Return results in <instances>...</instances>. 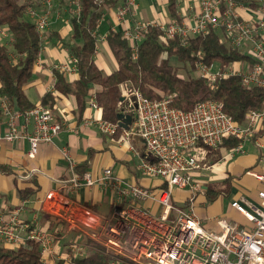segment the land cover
I'll return each mask as SVG.
<instances>
[{
  "label": "built area",
  "instance_id": "obj_1",
  "mask_svg": "<svg viewBox=\"0 0 264 264\" xmlns=\"http://www.w3.org/2000/svg\"><path fill=\"white\" fill-rule=\"evenodd\" d=\"M60 0H43L44 8L30 7L28 13L41 35L49 28L50 11ZM258 20L242 17L240 9L246 6L236 0H199L200 10L189 19L173 18L167 23L154 21L137 22L134 27L124 26L125 37L140 42L149 28L157 26L163 38H179L186 45L189 38L207 33L211 30H223L225 40L232 48H241L251 44V54L255 59L252 69L247 73L207 64L199 61L197 66L200 74L212 85L218 80L232 74L241 75L245 86L257 85L264 87V0L258 2ZM136 0H126L118 8L119 18L123 20ZM80 11L79 0H75L74 13ZM7 27H0V39L10 38ZM40 53L37 61L40 60ZM77 59L54 64V69L62 72L77 70ZM128 101L123 105L124 112L134 111L137 116L127 129V134H135L142 138L150 157L143 159L140 169L149 176L161 177L166 186L160 194L136 185L128 184L119 179L111 168H105L97 177L90 173L79 175L76 164L66 151L69 168L75 173L70 180L69 190L91 186L94 184H110L120 199L135 204L138 201L153 199L162 206V221H169L175 212L174 223L149 232L134 223L125 210H119L103 224H88L65 207L59 212L67 226V230H80L87 238L100 245L110 257L111 264H264V185L257 192L258 202H247L243 198L234 199L231 206L241 212L249 222V226H240L226 218H219L217 224L220 231L205 228L194 208L195 193L203 192L202 182L195 177V172L202 167L203 158L199 151H209L222 147L225 138L239 140L229 148L230 157L245 151L243 141L253 136L257 124L264 120V109H252L247 114L245 123H240L229 116L219 101L214 98L200 101L189 110L173 106L174 96L164 95L161 98H149L136 89H126ZM0 102L6 114L10 115L9 126L0 132V140L15 141L27 139L30 143L29 157H35L40 143H50L62 130L64 122L56 120L53 108L37 103L25 111L12 113L5 97ZM90 106L99 108L95 92L91 94ZM23 117L25 124L33 122V131L27 132L20 128L16 118ZM85 124L94 123L105 133L113 134L119 124L98 117H86ZM200 144V148L198 145ZM199 149L198 152L195 150ZM253 175L264 183V171ZM174 188H188L192 195L188 201L179 205L173 200ZM17 208L9 214L0 211V240L14 246L26 244L27 240L38 242L42 261L54 254V235L46 229H36L29 223L19 220ZM27 228L29 234L23 238L19 228ZM75 245L66 251L65 263L78 264L73 259L80 257ZM50 264V263H49ZM51 264H58L53 262Z\"/></svg>",
  "mask_w": 264,
  "mask_h": 264
},
{
  "label": "crops",
  "instance_id": "obj_2",
  "mask_svg": "<svg viewBox=\"0 0 264 264\" xmlns=\"http://www.w3.org/2000/svg\"><path fill=\"white\" fill-rule=\"evenodd\" d=\"M114 1L110 0L109 4L104 7V15L96 33L98 38L96 62L107 74L113 72L118 66L107 43V34L110 30L122 31L124 26L134 27L137 22L167 23L173 19L169 15L165 0H136L132 11L121 20L118 8L123 6L126 0ZM61 2L62 0L56 3V10L50 11L49 28L42 34L40 60L34 65L33 74L25 85V92L34 104L42 102L46 94H51L54 97L55 118L63 121L64 125L52 142L40 143L35 157L28 156L30 143L27 139L0 140V211L6 215L19 208L20 222L29 223L31 228L33 226L36 229L49 231L63 228L59 223L66 224L65 220L59 216V212L65 207L71 208L75 215L85 219L84 221L89 224L96 222L103 224L105 219L111 218L116 211L125 210L134 223L149 232H158L170 223L160 219L162 206L156 200L146 199L135 204L129 203L118 198L110 184H94L72 190L66 187L70 178L75 175L69 168L66 151L75 161L76 173L79 175L90 173L97 177L109 167L119 179L126 183L146 187L157 194L161 193L166 183L161 177L149 176L140 169L139 165L142 160L149 158L150 155L142 138L135 134H127L129 128L121 125L115 133L108 134L102 132L94 123H84L86 117L103 118L102 107L94 108L89 104L91 94L95 92L98 95V85L90 87L82 112L78 110V104L73 95H65L57 90V72L62 73L69 81L79 76L77 70L62 72L54 69V64L66 62L72 58L65 45L72 31L70 21L72 15L68 16L70 14L67 8L64 9L67 16L60 15V11L63 10H57V4ZM144 5L150 8L151 15L140 9ZM257 8L258 6L246 5L240 9V13L245 19L256 21L259 18ZM199 10V0H178V17L176 18L189 19ZM221 36L225 40L224 33ZM262 36L264 37V31ZM239 49L253 57L251 44ZM213 63L216 67L223 65L220 61ZM253 64V60L247 59L232 62L225 67L247 73L252 69ZM126 89V85H123L121 109L128 101ZM8 104L12 113L19 112L16 105L9 101ZM9 121L10 115L5 113L0 102V132L7 130ZM16 121L25 131H33V122L25 124L23 117H17ZM243 144L245 151L233 157L228 155L229 148L225 146L214 152L208 150L202 156L204 162L202 167L195 172V177L202 182L204 190L194 194L196 196L194 208L202 225L209 230L220 231V227L217 224L219 218L216 216L218 215L210 218L209 222L201 217L200 206H205L207 209L208 206L205 203L207 199L214 200L220 196L229 195L234 190L236 194L232 201L244 198L246 205L247 202H258L257 192L264 183L259 181L253 173L264 171V120L257 124L253 136L244 140ZM206 158H209L210 162L206 163ZM209 187L218 191L214 199L208 197ZM192 194L188 188H174L173 200L183 205ZM230 207L229 216L226 215L227 220L236 222L242 227L249 226L245 216L233 208L231 203ZM172 216H175V212H172ZM210 222L214 224L208 227L206 223ZM19 232L23 238L29 234V230L23 227L19 228ZM68 232L70 231L66 230V233ZM65 242L66 240L62 242L64 246L54 244L55 252L45 258V264L58 262L57 258L60 255L65 256L68 251ZM0 244L14 246L2 240Z\"/></svg>",
  "mask_w": 264,
  "mask_h": 264
},
{
  "label": "trees",
  "instance_id": "obj_3",
  "mask_svg": "<svg viewBox=\"0 0 264 264\" xmlns=\"http://www.w3.org/2000/svg\"><path fill=\"white\" fill-rule=\"evenodd\" d=\"M116 1V0H115ZM114 1V2H115ZM169 15L178 17V0H165ZM251 7H257L259 0H236ZM110 0H79L80 11L71 16L72 31L65 45L77 59L79 73L77 79L67 80L57 72L56 88L65 95H73L78 110L83 111L88 91L92 85H98L97 99L103 109V118L119 124L118 113L122 111V86L136 89L149 98L174 96L173 106L189 110L200 101L214 98L223 110L240 123H245L247 114L252 109H263L264 87L245 86L241 75L232 74L218 80L212 86L202 75L181 76L170 62L175 56L179 62L195 67L196 59L207 64L220 61L230 64L236 61L255 59L238 48H232L222 39L223 30H211L192 36L184 45L179 38H163L157 26L149 28L148 33L136 45L125 37L122 31L110 30L107 43L117 61V68L107 74L96 62L97 30L104 15V7ZM38 9L44 8L43 0H38ZM26 2L21 0H0V27H7L15 56L8 46L0 41V96L25 111L36 104L30 101L25 92V85L33 74V68L42 50V35L32 20L26 18ZM29 14V13H28ZM54 97L46 94L40 102L53 108ZM134 115V111H128ZM239 143L237 138H225L222 146L232 148ZM208 197L214 199L218 191L208 188ZM92 252L74 258L78 264H111L110 257L103 248L88 240ZM0 264H45L42 261L38 242L27 240L26 244L6 246L0 244ZM122 264H129L123 262Z\"/></svg>",
  "mask_w": 264,
  "mask_h": 264
},
{
  "label": "rangeland",
  "instance_id": "obj_4",
  "mask_svg": "<svg viewBox=\"0 0 264 264\" xmlns=\"http://www.w3.org/2000/svg\"><path fill=\"white\" fill-rule=\"evenodd\" d=\"M21 1L26 2V4H27L26 18H28L29 20H32L28 14V9L30 7H33V8L38 7V5H37L38 0H21ZM98 1L101 3L104 0H98ZM55 7H56V4L52 8V10H56ZM66 8L68 9L69 14H70L68 16L73 15L74 14L73 10L75 9V0H62L61 3L57 4V10L58 9L63 10L62 12L60 11V15H66L67 16V12H64V9H66ZM140 9L144 13L151 15V10H150V8L148 9V6L144 5ZM0 41L5 43L8 46L11 55L14 57L15 53L13 52L11 40L8 39V37H7L4 39L3 38L0 39ZM199 61L205 62L202 59H196L195 67H192L188 63L179 62L175 56H170V62L174 65V67H176L179 75L185 76V77H188V71L189 70H190L189 72H190L191 76L201 75L200 71L198 69V66H197ZM205 63H207V62H205ZM225 65L226 64H223L222 66L224 68H226ZM198 147L200 148V144L198 145ZM198 150L199 149H196L195 151L198 152ZM207 151H208L207 149L202 148L201 151H199V153H200L199 155L203 156V154H206ZM211 151L214 152V150H211ZM205 162L206 163L210 162V159L206 158ZM235 194H236V192L233 190L229 195H223V196H220L214 200H208L207 199L205 203H206V206H208V208L206 209L205 206H200L201 217L208 221L210 218L215 217L216 215H218V216H216L217 218H222L223 216L225 218L226 215L229 216L228 213H230V211H231L230 203H231ZM210 208H211V210H210ZM173 219H175V216H172L169 219V222L174 223ZM226 219H227V217H226ZM59 224H61V227L63 226V228L49 230L54 235L56 245L62 246L63 245L62 242L64 240H66L65 244H67L68 250H70V248L73 245H75V250L78 251L80 255H85L87 253L92 252L91 249L89 250L90 244L88 243V238H87L85 233H83L80 230H72V231L66 233V230H67L66 224H64V223H59ZM213 224H214V222L206 223V225L208 227H210ZM65 235H67V236H65ZM64 236H65V238H64ZM67 248H66V250H67ZM57 259H58L57 260L58 264H65V259H61V258H57Z\"/></svg>",
  "mask_w": 264,
  "mask_h": 264
},
{
  "label": "water",
  "instance_id": "obj_5",
  "mask_svg": "<svg viewBox=\"0 0 264 264\" xmlns=\"http://www.w3.org/2000/svg\"><path fill=\"white\" fill-rule=\"evenodd\" d=\"M137 116L134 114H126L124 111H120L118 113V120H119V123L120 125H122L123 127H129L130 124H132V122L134 121V119L136 118Z\"/></svg>",
  "mask_w": 264,
  "mask_h": 264
}]
</instances>
